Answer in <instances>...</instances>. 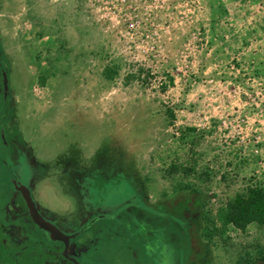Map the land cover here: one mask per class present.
I'll use <instances>...</instances> for the list:
<instances>
[{
	"label": "rangeland",
	"instance_id": "obj_1",
	"mask_svg": "<svg viewBox=\"0 0 264 264\" xmlns=\"http://www.w3.org/2000/svg\"><path fill=\"white\" fill-rule=\"evenodd\" d=\"M0 46L3 225L19 226L7 212L16 198L12 176L24 183L29 172L24 162L6 167L1 140L33 156L14 132L20 124L7 104L23 109L31 89L41 106L66 105L68 123L58 127L53 111L41 117L34 146L45 158L62 155L66 140L90 137L68 157L82 153L78 165L87 167L86 158L99 148L105 180L124 185L115 208L97 214L82 201L102 199L103 189L77 190L71 168L32 176L40 205L61 208L60 216L86 210L89 222L106 218L108 231L119 232L79 249L90 254L84 264H187L177 238L194 227L201 236L200 212L187 213L179 227L166 226L160 235L153 231L155 221L162 223L151 216L154 208L194 188L216 218L237 194L264 188V0H0ZM21 236L19 249L10 252L15 257L43 239L34 227L22 228ZM226 241L218 248L199 241L204 256L191 264L264 260V227H230Z\"/></svg>",
	"mask_w": 264,
	"mask_h": 264
},
{
	"label": "crops",
	"instance_id": "obj_2",
	"mask_svg": "<svg viewBox=\"0 0 264 264\" xmlns=\"http://www.w3.org/2000/svg\"><path fill=\"white\" fill-rule=\"evenodd\" d=\"M63 92L61 90H57V97L62 96ZM26 95H28L30 98L28 100L27 103L23 104V109H21L20 106L19 108L16 106L15 108H9V111L11 110V112H15L17 114V116L15 115V117H17V122L19 121L20 126L17 128L16 131L20 137V140L23 141V145L26 147H29V149H31L32 151V155L33 156H25V154L21 155L20 153H18V148L15 147V145H11V149L15 152L14 155H9L10 158H8L10 160V164L12 165V167H16V166H21L22 162H24L26 164L27 170L29 172V176L28 179L30 178V176L33 175H48L49 170L51 168L53 169H65V168H71V170H74V174L76 176L75 178V185L77 187V190H80L81 192H87L88 191V178L87 176L92 174L93 171H95V164L94 161L95 159L98 157L99 155V148H95L94 152L91 153V155L86 158L89 159V161L91 160V162H89V164H87V167H83L82 165H78L79 164V160H82V153H78L79 154V158L75 156H70L68 157V154H74V146L80 145L82 144H89L90 141V137L88 140H81L78 138H72L70 140H66L67 142L64 143V148L62 152V155H59L58 158L56 159H46L45 156L41 153V151L39 150V148L34 144H37V137L39 136L40 133V126L42 124L41 121V117H46V115H48L49 112L53 111V113H55L57 116H55L56 118V122H57V126L59 127L60 125H63L64 123H68L67 121V114H65V104L62 105H55V109H52L53 106L49 105V106H41L37 103V101L35 100V97L33 96V89L30 90H26ZM27 96V97H28ZM60 106V107H59ZM4 108V107H3ZM22 111V113L20 114V112ZM55 118L53 119V121L55 120ZM5 119L4 121H7V116L5 115L4 117H1V120ZM9 120V118H8ZM45 121V119L43 120V122ZM37 122V123H36ZM52 122L50 121V124ZM37 126V127H36ZM22 129V130H21ZM24 131V132H23ZM94 142H96L95 138L93 139ZM21 142V141H20ZM77 144V145H76ZM79 152H81V149H79L78 147H76ZM69 152V153H68ZM61 153V152H60ZM13 156V157H12ZM67 159L68 162H65ZM79 159V160H78ZM84 159V158H83ZM23 160V161H22ZM78 160V162H77ZM63 162V163H62ZM78 166V167H77ZM42 170L44 172H42ZM72 173V172H71ZM37 189H39L40 185H37ZM36 187L35 189H32L33 192L37 190ZM41 189V187H40ZM48 191L47 188H45L44 190H42V192H46ZM95 191V190H94ZM41 196V195H40ZM36 202V206L38 208V210L40 211L41 215L43 217H48L50 219H52L55 223H57L61 229H63L64 231H67L69 233H75V232H82L83 230V225H86L87 222L93 218L90 217L89 219L84 218V214L86 213V210L83 211V215H79V211L77 212H70L71 210L67 211V214L65 216H60L58 215L56 209L57 207L54 209V207H50L47 206L46 203L44 201H42V204L40 205L38 203L37 197L34 196ZM85 203L88 206H85L86 209H88V207L90 209H93L94 212H96L97 214L102 211L105 210L106 208L112 209L115 208V201L111 202V201H107V202H102V200H100V197L98 196V198L96 200L92 199V200H85L83 199L82 203ZM84 206V205H83ZM66 207V206H65ZM73 208V207H72ZM79 209V208H78ZM61 211V208L57 209ZM76 211V210H75ZM47 214H45V213ZM85 212V213H84ZM96 213L95 214L96 216ZM82 214V213H81ZM96 218V222L98 223L97 226L94 229L91 230H87L84 231L83 235H80L79 237L76 238L75 243H74V247L73 250L75 252V254L77 255L79 261L83 263V260H85L86 258L90 257V254L85 255L86 253L83 252L81 253L79 251V249L83 250V249H87L91 246H93L94 244H99L100 243V238L106 233L110 234V236L119 235V232H115L113 231H108V229L106 228V226H104V223L108 222V219L104 218L102 219V217H95ZM71 219H73V221H71ZM114 223V221H111L110 224L112 225ZM69 227V229H65V225ZM116 230V229H115ZM5 231H9V229H5ZM61 231V230H60ZM89 231V232H88ZM62 232V231H61ZM110 238V237H107ZM4 239V238H2ZM33 253V257L34 256H39V258L36 259V264H65L64 262H61L59 260L56 259H49L46 255V253L44 251H39V250H35L32 251ZM104 256V255H103ZM99 256L98 259H103L104 257ZM32 259V258H31ZM98 263H100L98 261ZM0 264H7V263H0ZM145 264H147V262H145Z\"/></svg>",
	"mask_w": 264,
	"mask_h": 264
},
{
	"label": "trees",
	"instance_id": "obj_3",
	"mask_svg": "<svg viewBox=\"0 0 264 264\" xmlns=\"http://www.w3.org/2000/svg\"><path fill=\"white\" fill-rule=\"evenodd\" d=\"M4 58L3 48L0 46V60ZM8 106L10 108V104ZM14 132L17 133L16 130ZM19 141L23 143L22 140ZM101 154L102 153H99L94 161L95 171L87 176V192H90L91 189L95 191L103 189L102 199L101 196H99L100 200H102V202H116L121 195V193H117V191L121 187L123 188L124 185L119 183V181L112 184L111 180H105L104 171H106V167H99L98 158ZM110 172L114 174L115 171L111 169ZM112 174L108 176L112 177ZM150 208L153 209V207ZM153 210L154 214L151 213V216L154 221L155 218L162 221L161 224L156 223L158 221H155V224L153 223L155 226L153 231L160 235H162L161 233L165 230L166 226L169 230L179 227V220L184 218L187 213L200 212L197 224L201 227V236H197L198 231L196 227H194L188 230H180L181 234L177 238L185 247L187 264H191L199 256H204V249L200 246L199 241L205 240L210 246L218 248L227 245L226 236L230 227H234L241 232H246L248 227L253 224L264 227V188L250 187L246 192L237 194L234 198L222 205L217 212L216 218L207 210V204L203 202L201 193L194 188H187L177 199L171 200ZM132 224L139 226L141 224L147 225L148 223L145 221H139V223L134 221ZM144 228L146 227L144 226ZM169 230L166 229L168 233L167 236L170 235ZM133 235L139 236V233H133ZM142 237L145 238V236ZM260 263L264 264V260L260 261Z\"/></svg>",
	"mask_w": 264,
	"mask_h": 264
},
{
	"label": "flooded vegetation",
	"instance_id": "obj_4",
	"mask_svg": "<svg viewBox=\"0 0 264 264\" xmlns=\"http://www.w3.org/2000/svg\"><path fill=\"white\" fill-rule=\"evenodd\" d=\"M8 79H9V76H8ZM8 105L9 104H7V106ZM1 139H2V136H1ZM1 144L7 150V151L5 150L6 152V155L4 156L5 158H3L4 161L7 163L6 167L11 169L12 165L10 164V160L8 159L10 158L8 154L10 153L11 155L15 154V152L10 147L12 144L8 140L6 141L5 138L1 140ZM31 179H32V176H30V178L26 182L20 183L16 175L12 176L13 187L16 191V198L12 200L11 202L12 205L10 207V210L7 212H9L11 215L14 214L13 216L15 217L17 222H19V226L13 227V226L8 225V223H4V225L0 223L2 224L0 225V263L36 264V259L39 258V256L33 257L32 251L39 250V251H44L47 254L46 256L49 259L51 258L56 259L61 262H64L65 264H82L73 250L74 243L77 237L84 234V231L94 229L97 226L98 223L96 222V219H94V221L93 220L90 222L88 221L86 225H83L82 232L78 231L75 233L74 232L69 233L61 229L60 226L57 223H55L52 219L48 217H43L46 222L57 227L59 230L62 231L63 234H65L68 237L67 238L68 249H66L65 242L57 241L54 238H52L50 233L46 232L45 230L41 229L39 226L35 224L31 215L29 214L28 205L24 199L21 189L27 187L31 193L32 199L34 200V202H36L34 198V192L32 190V186L30 185ZM21 202L23 203L22 206L20 205ZM31 227L32 228L34 227V229H38V231L43 235V239L39 238V241L35 243V248H33V250L31 251L25 252L24 256L19 253L17 254L19 258L17 256L15 257L10 252H12L15 249H19V244L21 243V241H23L22 236H21L22 228L27 229ZM5 229H9V231L6 232ZM2 238H5V239H2ZM46 242L47 244H45ZM48 243L50 245H48Z\"/></svg>",
	"mask_w": 264,
	"mask_h": 264
},
{
	"label": "water",
	"instance_id": "obj_5",
	"mask_svg": "<svg viewBox=\"0 0 264 264\" xmlns=\"http://www.w3.org/2000/svg\"><path fill=\"white\" fill-rule=\"evenodd\" d=\"M6 89L8 88V77L4 75ZM23 193L24 199L28 205L29 214L31 215L33 221L37 226L41 229L45 230L46 232L50 233L52 238L57 241H63L66 244V249H68V240L67 236L63 234L57 227L45 221L43 216L40 214L34 200L32 199L31 193L27 187L21 189Z\"/></svg>",
	"mask_w": 264,
	"mask_h": 264
}]
</instances>
